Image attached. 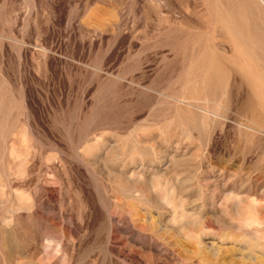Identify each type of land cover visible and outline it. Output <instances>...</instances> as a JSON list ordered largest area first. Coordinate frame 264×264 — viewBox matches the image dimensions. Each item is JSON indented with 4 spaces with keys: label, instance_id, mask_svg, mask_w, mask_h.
I'll list each match as a JSON object with an SVG mask.
<instances>
[{
    "label": "rangeland",
    "instance_id": "rangeland-1",
    "mask_svg": "<svg viewBox=\"0 0 264 264\" xmlns=\"http://www.w3.org/2000/svg\"><path fill=\"white\" fill-rule=\"evenodd\" d=\"M0 264H264V0H0Z\"/></svg>",
    "mask_w": 264,
    "mask_h": 264
}]
</instances>
